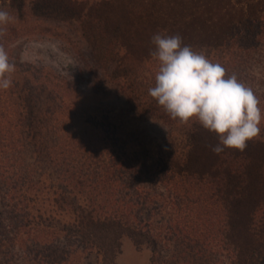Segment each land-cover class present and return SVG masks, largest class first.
<instances>
[{
    "label": "trees",
    "instance_id": "obj_1",
    "mask_svg": "<svg viewBox=\"0 0 264 264\" xmlns=\"http://www.w3.org/2000/svg\"><path fill=\"white\" fill-rule=\"evenodd\" d=\"M5 1L21 19L29 5L32 18L55 17L80 23L87 14L105 11L112 3V0H0V5ZM152 1L149 11L154 9V15L150 18L146 16V0L130 6L146 14L140 18L142 27L152 28L154 34L165 31L167 35L169 23L176 33L177 27L187 24L186 18L193 19L196 10L205 12L212 3V0ZM244 5L251 22L257 23L262 32L259 38L264 39V0H249ZM234 17L229 14L228 24L222 25L223 31L212 42L213 47L232 48L237 39L233 35ZM41 81L40 76L32 74L28 79L22 73H13L7 93L13 100L12 110L3 108L10 121L0 120L3 187H0V264H19L20 259H24L22 264H57L45 255L47 244L56 242L42 241L46 235L59 241L60 264L69 261L74 247L81 248L79 264H93L86 261L88 252L95 254L98 261L103 258L102 263L117 264L126 238L137 249L149 251L150 264H208L205 259L209 264L261 263L264 242L259 233L245 244L230 233L236 229L231 221L233 208L237 202L243 203L251 181L252 161L246 152L227 149L229 152L220 153L221 163L212 161L207 169H201L198 162L190 159L174 160L166 147L167 141L164 147L160 144L149 147L139 141V133L136 140L135 131L126 129L119 151H112L115 146L112 143L108 146L111 160L108 156L99 160L91 154L78 153L82 141L64 139L55 132L50 126L52 113L49 119L43 118L48 116L41 109L47 92L32 87ZM3 95L0 91V98ZM141 112L146 116L148 111L143 108ZM30 116L33 121L28 123ZM187 136L189 146L195 144L196 148L203 140L218 142L214 133L195 124L188 129ZM54 137L57 139L51 140ZM99 164L103 167L95 166ZM185 174L193 180L188 187L187 180L181 179ZM176 194L182 197L179 205L191 215L179 222L178 234L173 230L172 219H167ZM181 210L178 207L177 212ZM72 239L79 241L74 243ZM173 242H181L183 249L172 245Z\"/></svg>",
    "mask_w": 264,
    "mask_h": 264
},
{
    "label": "rangeland",
    "instance_id": "obj_2",
    "mask_svg": "<svg viewBox=\"0 0 264 264\" xmlns=\"http://www.w3.org/2000/svg\"><path fill=\"white\" fill-rule=\"evenodd\" d=\"M166 1L170 3V0ZM220 1L212 0L205 12L196 10V16L193 19L186 18L187 24L177 27L176 33L172 32L173 26L169 23L168 35H179L184 45L191 46L194 50L206 51L213 62L224 66L228 75L235 74L241 82L253 89L260 100L259 106L264 111V39L259 38L262 32L258 24L252 23L251 17L246 13L247 7L244 3L249 0H231V5L229 0H223V3ZM143 2L144 0H112L110 8L105 11L95 10L92 15L86 13L88 17L81 18L80 23L55 17L32 18L29 15V5L21 19L5 1L0 5V10L7 11L13 20L6 25L4 35L0 36V44H3L8 52L10 62L15 64L14 73H22L28 79L32 74L42 77L41 83L32 87L47 92L43 97L44 104L41 109L42 113L48 116L44 115L43 118L49 119L52 113L53 123H50V126L55 132H59L64 139H80L82 142L77 149L78 153L85 152L91 154V157H98L99 160L108 156L111 160L108 146L112 143L111 145H115L112 151H119L121 138L127 129L135 131L136 140L139 133V141L149 147L157 144L164 147L167 141L166 147L172 152L174 160L190 159L193 163L198 162L201 169H207L212 161L221 163L222 153L217 155L212 151L219 143L217 139L203 140L198 143L197 148L195 144L189 146L187 134L190 127L181 126L177 121L170 119L148 95V89L154 86V74L157 70L156 62L150 55L154 50L152 37L155 32L152 28L142 27L140 18L146 14L139 9L134 11L130 6L131 3L139 5ZM145 4L148 5L146 16L150 18L154 15V9L149 11L153 1L146 0ZM230 8H234V11L230 12ZM229 14L235 15L232 27L233 35L237 36L236 42L230 49H217V46L213 47L212 42L220 37L222 25L227 26ZM254 47L255 51L252 52ZM10 88L0 90L1 94H4L0 98V120L4 123L10 121V116L6 115L3 108L12 110L13 100L7 95ZM143 108L148 111L146 116L140 114ZM32 121L30 116L28 123ZM260 136L261 140L251 141L253 144L247 145L244 151L252 161L251 181L245 200L241 205L237 202L233 208L235 214L231 218L236 229L230 233L235 235L241 244L249 242L256 233L263 237L264 242V120L261 121ZM55 139L57 137L51 140ZM215 141L217 143H214ZM67 143L69 142L65 144ZM224 151L229 152L227 149ZM229 155L230 153L227 157ZM95 166L103 167L102 164ZM189 178L187 174L181 177L187 180L186 187L193 181ZM209 185L206 183L212 193ZM0 187L3 188L2 185ZM181 198L180 195H175L174 205L167 215V219H172L175 234L180 230L179 222L191 217L184 211V206L179 205ZM187 201L188 196L185 203ZM178 207L183 211L177 212ZM230 210L229 207L228 212ZM223 212L224 209L222 215L225 214ZM251 223L254 226H251ZM48 230L46 229V232ZM226 231L229 230L226 228ZM41 240L56 241L47 244L45 255L60 264L58 256L61 248L58 246L57 237L46 235ZM77 241L79 240L72 239L74 243ZM172 245L181 247L182 243L173 242ZM80 249L74 247L72 252L71 248V257L65 264H79L82 258ZM86 257V261L93 264H108L102 263L103 258L98 261L99 258L89 252ZM205 260L209 264V261ZM117 262L150 264V253L148 250L137 249L133 242L126 238L123 240L122 253ZM22 263L24 259H20L19 264ZM260 264H264V258Z\"/></svg>",
    "mask_w": 264,
    "mask_h": 264
},
{
    "label": "clouds",
    "instance_id": "obj_3",
    "mask_svg": "<svg viewBox=\"0 0 264 264\" xmlns=\"http://www.w3.org/2000/svg\"><path fill=\"white\" fill-rule=\"evenodd\" d=\"M13 17L0 10V36ZM156 62L154 86L148 95L173 121L181 126L198 125L214 133L219 143L212 151H245L251 141L261 140L264 111L253 89L235 74L228 75L219 62H213L204 50L184 45L179 35L157 33L152 37ZM15 64L0 44V90L12 86Z\"/></svg>",
    "mask_w": 264,
    "mask_h": 264
}]
</instances>
